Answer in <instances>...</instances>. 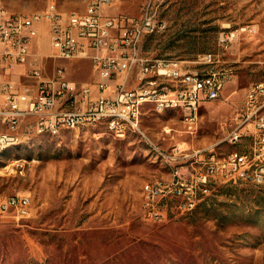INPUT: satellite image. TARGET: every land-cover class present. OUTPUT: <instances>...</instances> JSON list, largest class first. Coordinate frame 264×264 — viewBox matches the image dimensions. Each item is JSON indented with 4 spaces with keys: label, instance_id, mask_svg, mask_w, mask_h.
Masks as SVG:
<instances>
[{
    "label": "rangeland",
    "instance_id": "374dc122",
    "mask_svg": "<svg viewBox=\"0 0 264 264\" xmlns=\"http://www.w3.org/2000/svg\"><path fill=\"white\" fill-rule=\"evenodd\" d=\"M1 1L21 13L52 2L64 12L83 11L87 3ZM147 7L166 27L142 40L146 57L177 58L187 69L228 75L221 98L205 101L193 126L181 110L160 112L148 104L143 128L165 149L186 142L223 155L240 148L225 137L238 123L249 87L264 80V0H117L104 12L140 16ZM248 24L255 33L240 35L231 48L219 45L222 30ZM36 46L50 51L46 30ZM208 52L222 61L204 63ZM45 64L47 74L64 66L78 83L99 79L87 58H46ZM20 133L0 149V195H30L32 213L0 218V264H264V185L213 184L193 212L157 222L145 216L142 188L171 168L137 132L119 136L97 123L51 135Z\"/></svg>",
    "mask_w": 264,
    "mask_h": 264
},
{
    "label": "built area",
    "instance_id": "2783aa9c",
    "mask_svg": "<svg viewBox=\"0 0 264 264\" xmlns=\"http://www.w3.org/2000/svg\"><path fill=\"white\" fill-rule=\"evenodd\" d=\"M116 1L87 0L83 11L71 12L52 2L30 13L6 10L0 2V145L21 138L23 128L51 135L59 133L60 126L77 129L76 121L92 125L105 116L104 124L118 128L119 136L132 131L151 140L171 168L170 178L148 180L142 188L145 216L157 222L193 212L213 184L264 185V80L249 87L238 123L225 137L240 148L223 155L190 148L186 142L163 148L142 126L146 105L177 103L182 120L193 126L204 102L221 98L228 73L187 69L177 58L146 57L142 40L163 30L165 20L149 7L140 16L104 12ZM45 30L51 51L40 54L36 39ZM255 32L250 24L227 28L218 43L231 48L240 35ZM46 58L90 59L99 79L94 85L75 82L57 64L47 74ZM202 61L222 60L208 52ZM19 67L23 72H17ZM31 213L30 195H0V218Z\"/></svg>",
    "mask_w": 264,
    "mask_h": 264
},
{
    "label": "bare ground",
    "instance_id": "6f19581e",
    "mask_svg": "<svg viewBox=\"0 0 264 264\" xmlns=\"http://www.w3.org/2000/svg\"><path fill=\"white\" fill-rule=\"evenodd\" d=\"M0 2L2 3V7L3 8H6V10H9L8 7L4 4V2H2L1 0H0ZM69 12H71V11H69ZM156 108L160 112H162V111H164L166 109L181 110V108H179L177 106V103H162L159 106H157ZM98 123H105V116H98ZM89 125H91V121H76V128H82V127H86V126H89ZM64 127H67V126H60L59 127V131L62 128H64ZM109 129L114 131V132H116V134L118 135V128H109ZM168 130L171 131V129H168ZM51 134H55V133H51ZM18 139L19 138L9 140L8 142H4L3 144L0 145V149L6 147L7 145H10V144H13V143L17 142ZM146 140L152 146V148L158 152V149L153 147V142L151 140H149V139H146Z\"/></svg>",
    "mask_w": 264,
    "mask_h": 264
},
{
    "label": "crops",
    "instance_id": "0c3cea01",
    "mask_svg": "<svg viewBox=\"0 0 264 264\" xmlns=\"http://www.w3.org/2000/svg\"><path fill=\"white\" fill-rule=\"evenodd\" d=\"M35 51H36L37 53H40V54H44V53L47 54L48 52L51 51V49H50V51H48V52H44V53H42V49L38 48V47L36 46V44H35ZM23 70H24V67H19L18 70H17V72H23ZM16 75L18 76V74H16ZM182 171H183V172H187V171H188L187 166H184V167L182 168ZM171 175H172V172H169V173L167 174V176L160 177V178H170Z\"/></svg>",
    "mask_w": 264,
    "mask_h": 264
}]
</instances>
